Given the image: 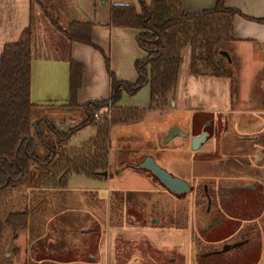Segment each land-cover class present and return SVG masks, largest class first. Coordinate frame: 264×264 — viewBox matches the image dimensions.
Returning a JSON list of instances; mask_svg holds the SVG:
<instances>
[{"label":"rangeland","instance_id":"374dc122","mask_svg":"<svg viewBox=\"0 0 264 264\" xmlns=\"http://www.w3.org/2000/svg\"><path fill=\"white\" fill-rule=\"evenodd\" d=\"M40 3L45 0H34L33 8L39 10ZM57 4L69 7L67 0ZM53 9L49 0L51 14ZM52 33L59 37L53 42L57 48L65 41L63 30ZM58 49L65 57L67 49ZM238 74L231 112L198 111L193 117L173 110L145 112L136 123L110 128L107 177L72 174L65 187L31 190L28 227L17 242L20 263L25 253L29 264H93L94 256L103 264H127L138 255L141 264H200L199 255L205 264H256L259 259L264 264V73L254 79ZM39 105L38 113L61 130L71 122L76 133L91 125L71 137L63 155L94 138L95 122L110 121L113 114L107 108L89 123L82 108ZM63 118L72 121L60 125ZM175 124L188 137L166 142ZM205 130L209 135L195 150L192 134ZM145 155L187 180L190 191H168L152 173L136 167ZM205 190L212 197L208 213ZM130 219L136 223L116 245L110 227H129Z\"/></svg>","mask_w":264,"mask_h":264},{"label":"trees","instance_id":"16d2710c","mask_svg":"<svg viewBox=\"0 0 264 264\" xmlns=\"http://www.w3.org/2000/svg\"><path fill=\"white\" fill-rule=\"evenodd\" d=\"M225 1L217 0L214 8L192 13L184 12L178 0H152L151 4L140 0V12L132 4L113 5L112 24L139 30L137 42L146 56L135 61V82L120 81L110 72L111 95L82 106L77 104V95L84 66L70 58V99L65 107L82 108L89 123H94L95 114L107 108L111 107L113 114L110 121L95 122L94 138L81 148H70L67 155H63L65 144L76 133L74 128H57L38 113L41 105L31 99V42L19 40L4 45L0 60V264H29L27 258L20 263L17 242L28 227L31 190L65 187L72 174L95 178L107 171L110 128L138 122L145 113L142 109L118 107L123 93L135 95L149 85L150 108L171 107L186 48L191 52V74L228 77L232 92L235 90V73L220 50L224 42L234 40L233 19L242 14L226 7ZM92 27L91 22H72L63 32L71 43L93 46ZM27 32L31 33L30 27Z\"/></svg>","mask_w":264,"mask_h":264},{"label":"crops","instance_id":"0c3cea01","mask_svg":"<svg viewBox=\"0 0 264 264\" xmlns=\"http://www.w3.org/2000/svg\"><path fill=\"white\" fill-rule=\"evenodd\" d=\"M53 1L54 9L51 14L49 0H45L44 5L40 3L39 10L33 8L31 0H0V60L3 57L6 43L19 40L31 42L33 48L31 99L33 103H47L61 108L68 104L70 99V58L79 61L84 66L82 85L77 95L79 106L91 100H100L111 95L110 72L120 81L135 82L137 80L135 61L146 56L145 51L137 42L139 30L114 26L111 22V9L113 5L132 4L140 12V0H67L69 4L67 10L57 4L60 0ZM143 1L146 4L152 2V0ZM178 1L186 13L212 9L217 2V0ZM225 5L228 8L239 10L242 15L234 17V40L224 42L220 54L236 75L240 73L238 74L240 78L241 74L244 76L245 73H250L254 79L259 73H264V20H261L264 19V0H226ZM72 22H91L93 24V46L82 42L71 43L63 32L61 41L63 39L65 41L58 44L57 48L54 47L53 42H59L55 40L59 37L52 33L54 28L57 31L65 30ZM29 27L30 34L27 32ZM59 46L67 49L65 57L59 53ZM229 46H232V51L227 49ZM190 56L191 52L188 48L181 63L171 107L163 110L151 109L149 85L143 87L135 95L123 93L117 106L142 109L145 112L173 110L187 112L191 116L192 113L198 111L208 114L231 112L233 106L231 79L191 74L189 71ZM249 63L252 64V67L248 66ZM69 121L72 120L67 121L63 118L59 123L65 125ZM90 127L91 125L84 127L74 135L76 136L79 132ZM171 127L182 128L183 126L175 124ZM169 128L167 129L169 130ZM198 135L199 133L192 134V136ZM105 172L107 171L101 172L100 176L107 177L108 174L104 175ZM110 230L115 231L114 241L118 245V241L124 237L122 235L128 233L129 229L110 227ZM136 232L138 233V231ZM140 232L138 234H141ZM20 240L21 238L18 239V243ZM122 253L124 259L126 253L124 251ZM26 258L27 255L23 253V261ZM92 259L93 264H103L101 257L94 256ZM135 261L141 264L140 255H138V259L132 258L127 264H134ZM199 263L205 264L201 260ZM261 263V259L256 261V264ZM105 264H107L106 260Z\"/></svg>","mask_w":264,"mask_h":264},{"label":"water","instance_id":"95a60500","mask_svg":"<svg viewBox=\"0 0 264 264\" xmlns=\"http://www.w3.org/2000/svg\"><path fill=\"white\" fill-rule=\"evenodd\" d=\"M264 91V90H263ZM173 103V102H172ZM69 125H65L61 127L62 129H66L69 127ZM180 135L184 137H188L180 128H172L170 130V136L169 139L166 141L168 142L173 137ZM209 135L208 131L202 132L201 135L194 136L193 137V148L197 150L203 142L206 141L207 137ZM137 167L148 170L150 173H152L155 177L158 178V180L171 192L175 194H182L189 192L190 190V184L187 180L175 176L166 169L162 168L157 164V162L150 156H147L144 158L142 162L137 165ZM104 175H107V172L104 173ZM234 247V246H232ZM222 252V251H221ZM217 253V252H216ZM9 255V254H8Z\"/></svg>","mask_w":264,"mask_h":264},{"label":"flooded vegetation","instance_id":"af4514ba","mask_svg":"<svg viewBox=\"0 0 264 264\" xmlns=\"http://www.w3.org/2000/svg\"><path fill=\"white\" fill-rule=\"evenodd\" d=\"M190 184V183H189ZM190 189H191V187H190ZM169 191V190H168ZM190 191V190H189ZM205 192H206V197H205V199H203V200H206V201H208L209 202V206L207 205V208H206V211L205 212H210L211 210H212V205H210V203H211V201H212V197H211V195L209 194V191L208 190H205ZM224 194H226V192L224 193ZM222 197H224V195H222ZM215 199H213V201H214ZM131 220V219H130ZM132 222H130L128 225H130L129 227H123L124 226V224L122 225V226H120V228L121 229H124V228H128L129 229V231L131 230V228H132V226H134L133 224H135L136 223V221H134V220H131ZM127 223H128V221H126ZM123 223H125V221H123ZM127 234V233H126ZM126 239H127V236H124ZM129 238V237H128ZM199 257H200V260L202 259V257L199 255Z\"/></svg>","mask_w":264,"mask_h":264},{"label":"built area","instance_id":"2783aa9c","mask_svg":"<svg viewBox=\"0 0 264 264\" xmlns=\"http://www.w3.org/2000/svg\"><path fill=\"white\" fill-rule=\"evenodd\" d=\"M96 118H99V115L98 114H96Z\"/></svg>","mask_w":264,"mask_h":264}]
</instances>
